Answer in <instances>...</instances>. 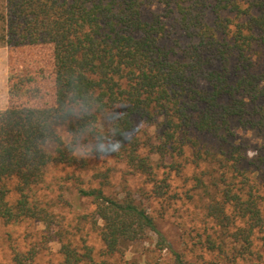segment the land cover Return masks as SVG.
I'll return each instance as SVG.
<instances>
[{
    "label": "trees",
    "instance_id": "trees-1",
    "mask_svg": "<svg viewBox=\"0 0 264 264\" xmlns=\"http://www.w3.org/2000/svg\"><path fill=\"white\" fill-rule=\"evenodd\" d=\"M157 11L145 17V9ZM4 42L8 48L7 105L0 109V217L6 223L36 219L50 226L53 215L41 205L35 186L52 164L82 167V146L93 137L81 135L95 119L97 126L128 117L131 126L115 146L102 144L96 157L122 160L152 184L153 196L167 192L166 178H156L150 153L164 156L175 148L177 133L194 130L226 142L230 122L262 135L264 149V0H5ZM172 19V20H171ZM168 20L171 21L168 23ZM187 39L179 50L162 41L174 30ZM70 92L92 96L97 104L113 101L115 117L105 109L69 120L57 110ZM129 105H133L129 108ZM139 122L159 127L156 141H141ZM61 129L65 133L61 132ZM72 134L69 142L65 137ZM112 137H108L111 139ZM146 143L148 152L140 149ZM261 161L264 165V154ZM260 161V162H261ZM259 164V163H258ZM105 180L106 172L95 173ZM14 180L13 188L7 180ZM11 191L16 197L10 201ZM91 198L93 227L104 256L153 234L168 248L173 264H192L171 246L147 206L130 192L116 197L101 187H79ZM264 201L251 185L244 191L224 189L207 214L220 227V243L208 235L205 245L225 250L229 264L252 252L254 236L264 231ZM100 221V224L98 223ZM60 259L44 264H106L93 260L86 245L61 241ZM225 252V251H224ZM34 252L15 250L11 262L37 264Z\"/></svg>",
    "mask_w": 264,
    "mask_h": 264
},
{
    "label": "rangeland",
    "instance_id": "rangeland-1",
    "mask_svg": "<svg viewBox=\"0 0 264 264\" xmlns=\"http://www.w3.org/2000/svg\"><path fill=\"white\" fill-rule=\"evenodd\" d=\"M4 6L5 0H0V109L7 105L8 85ZM157 7L156 4L146 8L145 17L157 11ZM162 41L179 50L187 39L175 29L165 34ZM259 61L256 69L264 72V57ZM230 125L233 134L227 136L226 142L189 129L177 133L175 148L169 153L164 156L150 153L155 177H164L168 182L167 192L160 197L152 195V184L143 174L132 171L124 161L112 156L96 157L85 145L81 148L86 160L84 166L49 165L43 181L35 186V195L55 222L47 228L36 219L6 223L0 217V261L11 262L13 252L18 250L34 252L37 264L56 262L61 257V241H68L78 247L88 246L96 262L104 259L106 264H173L171 251L160 249L149 232L139 242L124 245L121 252L102 254L103 244L92 223L94 204L90 197L77 194L79 187H101L105 194L116 197L128 191L144 203L168 243L190 263L229 264L225 253H230L232 246L228 242L222 246L225 252L205 245L208 235L216 238L217 245L221 241L220 227L207 214L208 203L213 199L222 200L224 189L244 191L248 185L264 198V165L260 160L264 154L262 135L242 126L236 119ZM137 129L130 136L137 135L141 141H156L160 133L159 127L142 122ZM61 132L65 133L63 129ZM145 144L140 149L142 154L148 152ZM103 171L107 173L105 180L95 174ZM6 183L13 188L14 180ZM15 197V192L11 191L9 200ZM261 205L264 207V201ZM235 264H264V231L255 234L252 252Z\"/></svg>",
    "mask_w": 264,
    "mask_h": 264
},
{
    "label": "clouds",
    "instance_id": "clouds-1",
    "mask_svg": "<svg viewBox=\"0 0 264 264\" xmlns=\"http://www.w3.org/2000/svg\"><path fill=\"white\" fill-rule=\"evenodd\" d=\"M120 101H113L111 104L106 106H100L97 104V101L92 96H85L81 97L76 92H70L69 95L66 97L65 102L59 106L57 109L63 117L69 120H77L83 119L89 116H93L94 113L102 112L105 109L112 112L113 116L115 117L117 112L116 105L119 104ZM133 105H129V108H132ZM131 126V122L128 117H124L121 119H113L110 122L104 124L103 128L97 126V122L93 119L88 128L85 132L81 133V135L90 134L93 139L91 141L92 147H89V153L92 151H101L103 148L102 144H97L95 142V136L97 135H104L105 142L108 145L115 146L116 143H122L123 140L117 141L116 137L123 138ZM108 137H112L108 139ZM73 139L72 134L70 133L68 136L65 137L66 141H71Z\"/></svg>",
    "mask_w": 264,
    "mask_h": 264
}]
</instances>
